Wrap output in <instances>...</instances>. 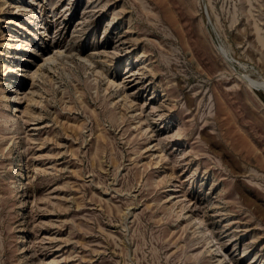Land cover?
Segmentation results:
<instances>
[{
  "label": "rangeland",
  "instance_id": "374dc122",
  "mask_svg": "<svg viewBox=\"0 0 264 264\" xmlns=\"http://www.w3.org/2000/svg\"><path fill=\"white\" fill-rule=\"evenodd\" d=\"M212 255L264 264V0H0V264Z\"/></svg>",
  "mask_w": 264,
  "mask_h": 264
},
{
  "label": "bare ground",
  "instance_id": "6f19581e",
  "mask_svg": "<svg viewBox=\"0 0 264 264\" xmlns=\"http://www.w3.org/2000/svg\"><path fill=\"white\" fill-rule=\"evenodd\" d=\"M61 53V51H55L54 53H52V55H49L47 58H45L43 61H42V64L44 63V62H47L48 60H49V62H51L50 60H55V59H57L58 58V55ZM62 54V53H61ZM61 56V55H60ZM63 56V55H62ZM67 56V55H66ZM90 57V56H89ZM89 57H86L85 58V60L87 61V63L88 64H90L92 61H91V59L89 58ZM66 58V57H65ZM84 60V61H85ZM56 61V60H55ZM58 61V60H57ZM94 63V62H93ZM42 64L40 65L41 67H42ZM48 64V63H47ZM89 66V65H88ZM96 68V67H95ZM94 73L95 74H101V71L99 70V69H94ZM103 73V72H102ZM104 74V73H103ZM102 77V76H101ZM103 77H105V80H106V86H105V88L108 86V85H112V86H117L118 84L114 81V79L113 78H111V77H108V76H106L105 74L103 75ZM95 78H97L96 76H94V80H95ZM96 81V80H95ZM94 81V82H95ZM93 82V81H92ZM94 82H93V84H94ZM113 87V88H114ZM118 87V86H117ZM97 88V87H96ZM120 90L122 91V89L120 88ZM106 91V90H105ZM96 92V91H95ZM95 95H96V93H95ZM2 97H5V94H2ZM127 98H129V97H127L126 95H125V93H123V94H121V96H120V99H121V102L119 101V103H120V105L123 107V106H126V105H129L130 103H129V100H127ZM31 99V98H30ZM83 99V98H82ZM104 99V98H103ZM131 100V99H130ZM38 101V100H37ZM33 102V101H32ZM31 102V103H32ZM128 102V103H127ZM113 103V102H112ZM133 103V102H132ZM114 106V105H113ZM124 109V108H123ZM95 115V114H94ZM125 116V115H124ZM121 118V114H119L117 117L113 114V119H120ZM5 121L7 120V118H5L4 119ZM96 120V119H95ZM122 120V119H121ZM140 122V121H139ZM140 125V124H139ZM136 128V127H135ZM144 130H145V128H144ZM144 130H143V132H144ZM97 135V134H96ZM145 135V134H144ZM160 154V153H159ZM171 197V196H170ZM181 209H183V207H181ZM179 217V216H178ZM188 222V221H187ZM200 222H199V220L196 222H193L192 223V226H194L193 228H194V230L195 231H197L198 232V234H200L199 235V237H202L203 236V232L201 231V230H198V224H199ZM203 230V229H202ZM207 234V233H206ZM205 239H208V238H205ZM208 241V240H207ZM209 242V241H208ZM217 244V243H216ZM213 247V245H211V246H208L207 247V249H206V251H207V254L209 253V254H211V252L213 253L214 251H216V249L215 248H212ZM219 247V246H218ZM218 251V250H217ZM218 253V252H217ZM214 254V253H213ZM211 258H214V260H213V262L214 263H216V264H225V262H223V259L221 258V257H219V256H217V257H215V255H212L211 256ZM230 264V263H229Z\"/></svg>",
  "mask_w": 264,
  "mask_h": 264
},
{
  "label": "water",
  "instance_id": "95a60500",
  "mask_svg": "<svg viewBox=\"0 0 264 264\" xmlns=\"http://www.w3.org/2000/svg\"><path fill=\"white\" fill-rule=\"evenodd\" d=\"M203 14H204L206 20L209 22V18H208V15H207V13H206V10H205V6H204V4H203ZM210 27H211V25H210ZM211 29H212V27H211Z\"/></svg>",
  "mask_w": 264,
  "mask_h": 264
}]
</instances>
